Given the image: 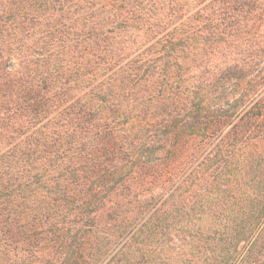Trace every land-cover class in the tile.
<instances>
[{
	"label": "trees",
	"instance_id": "obj_1",
	"mask_svg": "<svg viewBox=\"0 0 264 264\" xmlns=\"http://www.w3.org/2000/svg\"><path fill=\"white\" fill-rule=\"evenodd\" d=\"M0 264H264V0H0Z\"/></svg>",
	"mask_w": 264,
	"mask_h": 264
}]
</instances>
